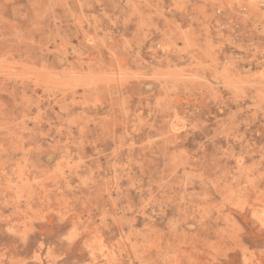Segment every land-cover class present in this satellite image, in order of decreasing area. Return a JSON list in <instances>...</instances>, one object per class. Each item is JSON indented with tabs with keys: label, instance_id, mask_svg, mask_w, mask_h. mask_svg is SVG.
Instances as JSON below:
<instances>
[{
	"label": "rangeland",
	"instance_id": "374dc122",
	"mask_svg": "<svg viewBox=\"0 0 264 264\" xmlns=\"http://www.w3.org/2000/svg\"><path fill=\"white\" fill-rule=\"evenodd\" d=\"M0 264H264V0H0Z\"/></svg>",
	"mask_w": 264,
	"mask_h": 264
}]
</instances>
